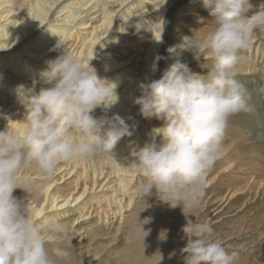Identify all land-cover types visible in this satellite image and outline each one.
Instances as JSON below:
<instances>
[{
    "label": "clouds",
    "instance_id": "clouds-1",
    "mask_svg": "<svg viewBox=\"0 0 264 264\" xmlns=\"http://www.w3.org/2000/svg\"><path fill=\"white\" fill-rule=\"evenodd\" d=\"M212 28L201 39L183 37L178 47L192 53L199 62L212 60L206 74L194 73L179 55L159 79L138 84L140 95L133 100L140 115L156 119L162 126L135 151L136 170L142 181L136 186L144 199L141 211L153 194L172 209L181 207L185 224L181 232L186 246L181 249L184 264H236L239 253L213 240V227L194 222L191 210L199 207L208 187V173L223 156L229 119L252 114L246 87L236 79L240 54L251 46L253 33L264 28V4L249 15L250 0H202ZM160 41V40H159ZM157 41V42H159ZM59 55L39 70L33 86L17 89L18 103L25 110L18 130L7 125L0 131V264H58L70 253L50 242L66 234L55 218L33 219L22 200L13 193L21 181L18 172L33 167L42 180L52 179L62 162H92L114 156L117 143L132 136L137 124L107 112L119 103L115 81L99 77L97 69L59 43L52 49ZM168 52L175 53L170 47ZM158 56L151 66L158 71ZM44 86L36 90V84ZM97 109L104 115L96 117ZM8 121L9 117H4ZM131 116L127 120H132ZM30 184V179L23 181ZM146 218L143 223H149ZM171 258V256L169 257Z\"/></svg>",
    "mask_w": 264,
    "mask_h": 264
},
{
    "label": "bare ground",
    "instance_id": "bare-ground-1",
    "mask_svg": "<svg viewBox=\"0 0 264 264\" xmlns=\"http://www.w3.org/2000/svg\"><path fill=\"white\" fill-rule=\"evenodd\" d=\"M250 3L252 15L259 11L264 0ZM197 21L202 26L197 27ZM212 26L202 0H0V131L7 125L9 130L23 126L25 110L18 103L17 89L31 88L33 78L39 79L38 71L59 55L52 51L58 39L85 67L91 63L99 77L119 84V103L107 112L108 117L119 115L130 125L137 124L132 136L117 143L114 156L84 163L62 162L50 180H42L34 166L22 168L17 174L20 181L30 179L40 183L38 197H30L24 204L35 221L45 217L58 219L67 229L64 239H73V244L87 240L84 243L87 248L77 251V264H93L87 258L101 238L129 235L139 244L138 251L140 245L147 243L159 247L170 228L181 223L180 212H172L160 202L155 189L146 198L151 207L141 211L145 203L144 199L139 200L136 186L142 177L136 170L134 152L149 143L152 130L162 124L156 119H144L133 100L140 95L138 84L159 79L177 55L192 72L206 74V67H211L213 61L201 58L197 62L192 53L181 52L178 46L185 36L203 38ZM170 47H175L176 52L170 54ZM158 56L163 59L153 74L151 66ZM235 70L236 79L238 76L246 83L248 95L261 96L263 102L264 28L253 33L251 46L240 54ZM255 74L263 77L262 82L249 85ZM41 86L44 85L37 83L36 90ZM94 115L98 118L104 113L97 109ZM129 116L133 119L127 120ZM233 144L224 145L219 165L209 171L206 192L230 177L228 172L237 162L228 158ZM251 183L255 188L256 184ZM146 218H150L149 223H143ZM70 249L67 250L73 255L75 248ZM137 251L125 255L126 264L150 263L149 251ZM157 253L156 248L151 257L155 258Z\"/></svg>",
    "mask_w": 264,
    "mask_h": 264
},
{
    "label": "rangeland",
    "instance_id": "rangeland-1",
    "mask_svg": "<svg viewBox=\"0 0 264 264\" xmlns=\"http://www.w3.org/2000/svg\"><path fill=\"white\" fill-rule=\"evenodd\" d=\"M200 26L202 23L197 21V27ZM262 78L261 75H253L249 80L251 81L249 85L259 84ZM237 80L246 87V83L238 76ZM249 95L250 102L255 103V111L252 114L240 113L230 117L223 141L225 147L234 142L231 146L232 153L228 158L232 161L235 159L237 162L228 172L230 177L219 182L218 187L205 192L199 207L186 209V211H191L193 214L191 218L194 222H207L213 227V240L218 239L230 252L239 253L236 264H264V100L262 102L261 96L256 94ZM237 128L239 132L236 131ZM225 162L223 161L222 164ZM219 163L216 162L214 166L217 167ZM36 181L25 184L22 180L19 185L21 189H16L13 195L22 200L23 204L28 203L30 197H38L37 188L40 183ZM251 182L256 184L255 188ZM141 199L143 198L140 197L139 200ZM169 210L180 212L178 216H181V223H174L176 227L170 228L171 232L159 247L149 246L147 243V245H140L137 251L139 244L137 246L135 239L132 241L129 235L119 237L114 234L110 238L105 237L96 241L95 246L92 247V255L87 259L90 263L93 261V264H110L109 262L126 264L128 259L125 255L136 253L135 251L145 253L149 251L151 261L147 264H168L170 260H172L171 264H184L181 260L185 254L181 252V249L186 246V239H184L181 228L186 222L185 217L181 214V207L175 209L169 207ZM72 241L73 239L66 240L61 237L47 245L49 248L60 247L66 250L75 248L73 255L59 260L58 264L78 263L77 251L87 248L84 247L87 240L81 239L74 244ZM156 248L159 250L158 257L152 258Z\"/></svg>",
    "mask_w": 264,
    "mask_h": 264
}]
</instances>
